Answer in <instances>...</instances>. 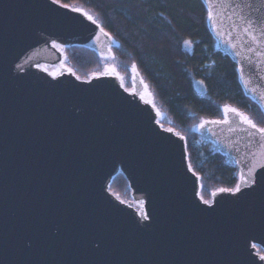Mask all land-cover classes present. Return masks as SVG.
Here are the masks:
<instances>
[{
    "label": "water",
    "instance_id": "water-1",
    "mask_svg": "<svg viewBox=\"0 0 264 264\" xmlns=\"http://www.w3.org/2000/svg\"><path fill=\"white\" fill-rule=\"evenodd\" d=\"M61 5L0 0V264H264V190L217 189L204 204L186 139L165 131L139 70L127 87L116 68L119 76L100 75L113 65L81 78L65 62L66 47L111 58L117 42L104 28L109 36L97 40L96 25ZM207 23L264 113V63L253 69L244 57L264 58L231 47L230 37L217 36L225 26ZM199 124L195 131L246 174L247 134ZM256 172L264 178V169ZM120 173L129 202L110 189Z\"/></svg>",
    "mask_w": 264,
    "mask_h": 264
},
{
    "label": "trees",
    "instance_id": "trees-1",
    "mask_svg": "<svg viewBox=\"0 0 264 264\" xmlns=\"http://www.w3.org/2000/svg\"><path fill=\"white\" fill-rule=\"evenodd\" d=\"M90 12L117 42L111 58L82 46L64 48L65 62L81 78L114 65L127 86L132 65L141 73L163 114L164 127L186 139L190 164L200 176L201 194L208 200L219 188H233L238 169L201 137L194 127L201 119H220L225 104L236 107L264 127L262 109L244 93L237 64L216 47L202 0H59ZM184 41H191L185 45ZM203 81L206 95L194 87ZM130 201L131 190L123 174L110 186ZM264 253V250L260 249Z\"/></svg>",
    "mask_w": 264,
    "mask_h": 264
},
{
    "label": "snow or ice",
    "instance_id": "snow-or-ice-1",
    "mask_svg": "<svg viewBox=\"0 0 264 264\" xmlns=\"http://www.w3.org/2000/svg\"><path fill=\"white\" fill-rule=\"evenodd\" d=\"M203 2L207 9L206 19L213 24L214 29H216L219 25L225 26L223 30L217 31V36L227 35L230 37L227 42L231 47H243L248 53H252L258 58H264V13L255 16L252 14L253 11L261 12V10L264 9V0H260V8H254L251 0H203ZM53 3H59V0H53ZM61 6L64 8L70 7V5L67 4ZM245 9H249L250 11L246 14ZM72 11L82 12V14L87 17L92 24L99 28V34L96 36L97 40L100 39L101 34L105 37L109 36V34L104 31L103 27L100 26L98 19L90 14V12L83 11L82 8L79 7L72 8ZM233 41H239V45L237 43H233ZM184 44L190 45L191 41H184ZM52 46L55 48L60 47L55 43H53ZM236 55L240 56V51H237ZM244 59L248 61L253 69H257L260 63H264V59L253 61L250 56H245ZM135 68L136 66L133 64L132 69L134 71ZM44 70L47 71L46 68ZM68 71L71 72L72 70L68 69ZM238 71L240 72V78L243 81V67L241 66ZM110 74L119 76L115 67H106L104 72L100 73V75ZM50 75L55 76L56 73L53 72L50 73ZM92 75L96 74L93 73ZM77 79L80 78L77 77ZM122 79L123 78H121V80ZM261 79H264V77H261ZM199 83H203V81ZM248 83L249 81H244L245 87L248 86ZM252 91H255V89L253 88ZM140 99L144 100V95H140ZM262 99H264V96H262ZM146 103H152V101L147 100ZM222 111L224 119L209 121L202 118L199 127L203 128L207 124L224 125L227 126V130L229 132L235 133L237 130L243 131L248 137L246 147L249 148V151L246 156L242 157L247 164V173L245 174L243 170H241L237 174L238 183L235 184V187L220 188L218 191L231 193L235 196L236 194L244 195L242 191L244 186H247L251 191H255L256 188L264 190V178L258 179V173L256 172L257 168L264 169V127L258 126L250 116L239 111L236 107L225 104ZM230 114L234 117V119H229ZM165 131L169 133L175 132L173 128H167ZM175 135L181 140H185V137L181 136L179 132H175ZM236 150L239 151V148ZM188 168L191 170L192 165L189 164ZM213 195H215V193H213ZM117 199H119L118 195ZM201 200H203V197H201ZM121 203H124V201H121ZM203 203L207 205L210 204V201L203 200ZM139 204L141 209H143L144 201L141 200ZM141 215L144 220L149 219V216L143 211H141ZM253 247H255V245H253ZM262 259H264V257H262Z\"/></svg>",
    "mask_w": 264,
    "mask_h": 264
},
{
    "label": "rangeland",
    "instance_id": "rangeland-1",
    "mask_svg": "<svg viewBox=\"0 0 264 264\" xmlns=\"http://www.w3.org/2000/svg\"><path fill=\"white\" fill-rule=\"evenodd\" d=\"M109 65H111L110 63H109ZM107 66V65H106ZM114 66V65H113ZM123 78V77H122ZM124 81V80H123ZM125 83V82H124ZM127 86V85H126ZM127 87H131V85L130 86H127ZM208 200H210V199H208ZM131 201V200H130ZM129 202V201H128ZM262 253V252H261ZM262 254H264V253H262Z\"/></svg>",
    "mask_w": 264,
    "mask_h": 264
}]
</instances>
